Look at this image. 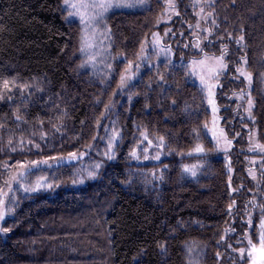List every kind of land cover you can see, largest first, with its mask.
Returning <instances> with one entry per match:
<instances>
[{"label": "trees", "instance_id": "trees-1", "mask_svg": "<svg viewBox=\"0 0 264 264\" xmlns=\"http://www.w3.org/2000/svg\"><path fill=\"white\" fill-rule=\"evenodd\" d=\"M213 4L210 10L219 27L211 37L213 43L205 42V51L219 55L226 46L229 52L216 103L221 127L233 140L231 173L223 154L202 156L193 151L198 143L212 147L202 129L210 122V112L198 86L185 79L182 70L170 71L167 86L161 87L155 72L146 67L134 87L114 97L127 61L121 56L114 62L110 86L101 84L91 69L79 67L80 27L78 22L65 20L62 0H0V95L5 97L0 99V182L8 175L5 164L18 167L17 162L65 157L85 151L88 144L95 147L83 164L100 159L96 153L105 145L93 136H104V129H97V120L101 125L118 121L124 137L116 159L106 162L94 180L73 183L80 162L34 172L30 180L43 175L54 186L28 195L17 193L19 205L4 224L11 232L0 235V264H186L184 245L192 242L203 249L201 264H248L246 252L241 258L233 248L248 247L246 241L237 243L245 232L259 246L260 214L253 212L249 229L246 212L251 211L250 200H264L247 174V131L242 125L253 127L264 143V0H213ZM189 5L190 0H179V19L168 35L175 63L194 56L191 48H184L191 39L188 25L194 17ZM163 9L162 0H151V11L112 15L108 23L113 55L135 61L141 42L156 29ZM241 34L243 50L235 43ZM245 55L247 70L253 74L254 123L245 117L243 108L237 114L233 96L241 89L248 91L246 82L235 78V68ZM5 80L10 92L3 88ZM130 93H135L131 103ZM113 99L116 107L102 119L104 104ZM185 104L190 112L184 111ZM137 126L147 130L150 139L165 137L168 149L159 161L129 158L140 142ZM193 129H201L199 141ZM194 164H203L196 178L183 174L184 165ZM153 171L163 172L162 182L146 183L140 175ZM130 178L131 184L126 182ZM230 227L235 231L221 240ZM161 245L167 249L165 254Z\"/></svg>", "mask_w": 264, "mask_h": 264}, {"label": "snow or ice", "instance_id": "snow-or-ice-1", "mask_svg": "<svg viewBox=\"0 0 264 264\" xmlns=\"http://www.w3.org/2000/svg\"><path fill=\"white\" fill-rule=\"evenodd\" d=\"M192 7L194 14L197 17L194 25L189 24L188 27L191 30V39L189 43L184 44V48H191L194 56L185 61L183 57L180 59L179 65H177L172 59L174 53L170 45L163 43V40L158 32H153L151 38L145 37L141 42L139 51L136 53L135 61L128 59L123 54L113 55L112 47V29L108 21L112 15L117 12L128 13L135 12H147L151 11V0H62L61 10L66 13L65 20L68 23L78 22L80 27L79 36V52L82 57L79 67L85 69H91L92 74L97 76L101 84L110 86L113 73L115 72L114 62L122 56L123 60L127 61L126 68L119 75V82L117 84V90L113 92V96L122 95L125 91L134 87V81L140 79L141 66H147L149 70L154 71L156 75V83L158 86H167V77L170 71H175L177 68L183 71L185 79H192L198 82V88L202 96V102L206 101L207 105L211 107L212 121L211 127L208 122L202 125L203 135L208 136L210 134L209 143L212 145L211 149H206L201 143H198L194 152L202 156H208L211 152L223 153L225 160L228 162V172H232L230 162V152L233 147V140L229 139L224 128L218 127L219 117L217 113L219 108L216 103V89L222 87L220 79L224 76L228 70L227 57L229 55L228 48L222 46L219 50V55H209L205 51V42L212 44L211 37L215 35V29L219 27L213 11H206L208 8H214L212 0H193ZM199 9L198 11H195ZM173 16H179V12L176 10L175 0H166V6L163 15H161L156 23H167ZM243 31V30H241ZM171 29H166L164 35L168 36ZM183 36V33L180 34ZM229 40L232 39L231 33ZM222 39V38H221ZM237 46L243 50L244 36L241 34L235 39ZM196 57H199L198 59ZM161 58H163L162 64L164 71L161 70ZM155 59L156 63H153ZM248 61L245 56H241L238 66L235 68L236 79H243L246 82L248 91L241 89L238 93H233L237 101V114L239 109L243 108L247 114V119L254 123L253 108L254 98L251 95L253 74L247 70ZM24 87H28L25 85ZM151 87V85H149ZM3 88L11 91L9 82L5 80L3 82ZM135 93H130L127 96L129 103H131ZM3 95H0V99H4ZM8 100L12 99L11 95L7 96ZM231 99V97L229 98ZM97 103H103L102 100H97ZM172 104L175 105L176 101L173 99ZM116 107L115 100H110L104 104V111L101 113V118H107V116ZM184 111L190 112V108L187 104L184 106ZM16 120L21 121V116L16 115ZM243 120V117H242ZM103 127L104 136H93V140H101L104 142V150L98 151L96 155L100 159L92 160L87 165L83 164L84 158L89 155L91 150L95 147L94 144L86 145L85 151H73L67 154V158L61 156H49L46 159L39 161H31L28 163L17 162L18 167L4 165L5 172L8 173L7 178L0 182V235L7 236L11 232L9 227H5L6 219L12 217L15 213V209L19 205V199L17 193H23L25 195L35 193L41 190H48L53 188V183L49 182L47 176H39L33 182L30 177L40 170L41 166L48 168L54 165L49 161H54L56 167L61 165H71L73 162H80L81 167L77 169L73 183L83 184L86 180L96 179L101 169L105 167V163L108 161H114L116 159V152L123 140V134L118 127V121L112 120L109 125H101L100 120H97V129ZM59 131V127L56 129ZM137 131L140 132V142L136 148L130 151L129 158L132 160L140 161L141 155L144 160H157L161 159V155L165 154V150L168 149V145L164 136H158L155 140L149 138L147 130L140 131L137 126ZM195 138L199 141L201 138V129H193ZM239 136V133H236ZM44 139V136H41ZM146 142L147 146H143ZM11 144V141H9ZM21 146L23 142L21 141ZM38 148L39 145H36ZM139 149V153L137 151ZM15 151V149H12ZM250 153H255L259 156V159H251L248 161L250 167L247 169L248 176L255 182L258 193H262L261 200H264V143L259 142L255 133L249 131V146L247 149ZM152 152L155 154L153 155ZM192 155V153H188ZM258 166V167H257ZM166 167V166H165ZM203 164L184 165L183 174L196 178L200 168ZM15 168V171H13ZM258 171L260 175L258 176ZM144 177L146 183H153L155 181H163L164 176L161 171L159 174L155 171L145 174L140 173ZM149 176L151 179H149ZM127 183L131 184L132 179H128ZM229 187H231V178L229 180ZM233 191H239V189H233ZM251 206V211L246 212L249 229L252 228L253 212L258 211L260 214V222L257 228L258 232V244L262 255H264V202H259L253 198L248 202ZM235 207V201L228 206V214L232 215V210ZM248 206L246 205V208ZM235 229L230 227L224 230V235L221 236V240L224 236H227L229 232H234ZM247 242V248H233V251L239 253L243 258L245 252L251 256L257 249V244L253 242L251 235L245 232L242 241L237 243ZM231 248L232 246L229 245ZM185 258L186 264H201L200 257L204 254L203 249L195 242L185 243ZM161 252L165 254L167 249L161 245ZM219 255V253L217 254ZM255 264V262H253Z\"/></svg>", "mask_w": 264, "mask_h": 264}, {"label": "rangeland", "instance_id": "rangeland-1", "mask_svg": "<svg viewBox=\"0 0 264 264\" xmlns=\"http://www.w3.org/2000/svg\"><path fill=\"white\" fill-rule=\"evenodd\" d=\"M162 2H163V5H164V9H163V12H162V14L161 15H163V13H164V10H165V6H166V0H162ZM192 3H193V0H190V5H189V9H190V13L194 16L193 17V23H192V25H194L195 23H196V20H197V17L195 16V14H194V9H193V7H192ZM212 3H213V0H212ZM175 4H176V10L179 12V15H180V7H179V0H175ZM199 9H196L195 11H198ZM206 11H211L210 10V8H208V9H206ZM179 16H173L172 17V19L171 20H169L167 23H161V24H159V25H157L156 24V29L153 31V32H158L159 34H160V36H161V38H162V40H163V43L164 44H166V45H168L167 44V41H168V37L169 36H165L164 35V33H165V30L166 29H171V32H172V29H173V23H174V21L175 20H177V19H179L178 18ZM189 28V27H188ZM189 31H191L190 29H189ZM153 32H151V34L153 33ZM171 32H170V35H171ZM151 34L149 35V39L151 38ZM189 37L191 38V36H190V34H189ZM188 40H190V39H188ZM209 55H212V54H209ZM197 59L199 58V57H196ZM172 59H173V57H172ZM190 58H188V60H189ZM162 61H163V58H161V63H162ZM185 61H187V60H185ZM153 63H156V61H155V59L153 60ZM180 63V61L179 62H177L176 64H179ZM147 66H144V65H142L141 66V70L142 69H145ZM223 77V76H222ZM221 80V79H220ZM190 81L192 82V83H194L196 86L198 85V82L197 81H194V80H192V79H190ZM206 105H207V102H206ZM207 108H208V110H209V112H210V122H209V126L211 127V121H212V111H211V107L209 106V105H207ZM243 111H244V109H243ZM217 115H218V113H217ZM244 115H245V117H247V114L244 112ZM219 117V116H218ZM250 121V120H249ZM252 122V121H251ZM218 127H221V124H220V119H219V121H218ZM222 128V127H221ZM242 129H245L246 131H247V135L246 136H244V138H245V157H249V159H248V161L249 160H251V159H253V158H255V159H259V156H257L255 153H250V152H248L247 151V149H248V146H249V131L251 130V131H253L254 133H255V135H256V137H257V134H256V132H255V130H254V128L253 127H248L246 124H244V125H242ZM208 137L209 138H211L210 137V134L208 135ZM258 139V138H257ZM259 140V139H258ZM260 142V141H259ZM143 146H147L146 145V143L143 145ZM137 147V146H136ZM135 147V148H136ZM137 151H139V149H137ZM247 152H248V154H247ZM152 154L154 155L155 153L154 152H152ZM221 154H223V153H221ZM162 156V155H161ZM65 158H67V156H65ZM134 161H136V160H134ZM142 161H151V162H157V160H144L143 159V156L141 155V159H140V161H136V162H142ZM49 163H51V164H53L54 166H55V162L54 161H49ZM53 166V167H54ZM41 167H46V166H41ZM254 182V181H253ZM260 222V221H259ZM258 226H259V223H258ZM258 228V227H257ZM257 230V229H256ZM257 238H258V235H257ZM246 255H248V252L246 251ZM248 264H253V262H255V264H264V255H262V253H261V250H260V248H259V246H257V249H256V251H254L253 253H252V255L251 256H249L248 255Z\"/></svg>", "mask_w": 264, "mask_h": 264}]
</instances>
